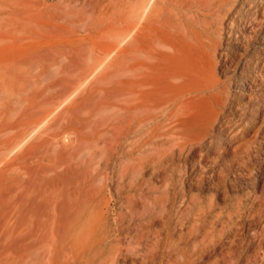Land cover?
Here are the masks:
<instances>
[{
  "label": "rangeland",
  "instance_id": "rangeland-1",
  "mask_svg": "<svg viewBox=\"0 0 264 264\" xmlns=\"http://www.w3.org/2000/svg\"><path fill=\"white\" fill-rule=\"evenodd\" d=\"M43 4H49L50 10L41 14ZM139 11L145 17L144 31L159 44L153 63L145 67L141 63L147 57L138 42ZM212 12L199 0H0V264H48L58 255L61 259L69 247L62 239L65 234L85 236L103 228L124 229L125 243L136 250L121 264H264V235L259 234L264 218L259 221L258 213L249 231L246 226L237 227L239 234L233 242L231 236L223 237L222 252L227 260L218 256L208 262L204 256L195 261L193 238H200V232L188 230L195 214H187L196 191L193 178L205 182L209 174L205 172L216 176L222 168L231 195H242L251 202L260 194L259 188L237 186L233 192L228 186L232 175L239 171L248 175L251 164L264 157L261 132L238 171L236 164L221 165L230 158L229 131L235 126L234 111L228 106L223 109L227 119L211 137L178 152L173 163L176 169L170 172L164 162L160 171L151 174L149 192L169 195L158 204L149 199L150 209L142 217L137 214L142 199L127 198L130 192L147 189L117 187L115 154L107 162L97 155L107 139L115 145L116 120L121 113L118 105L131 97L118 95L114 107L109 99L113 90L135 88L149 76L178 73L177 82L194 77L195 72L184 69L177 58L178 44L211 45L218 53L226 48L224 36L220 38L215 31ZM162 14L170 15L171 26L162 25ZM46 15L60 22L59 35L49 42H33L36 31H51V25L44 23ZM67 23L70 28L64 26ZM219 68L217 78L233 90L232 67L226 73ZM74 123L84 129L100 124L101 132H85L84 142L77 144L78 134L71 128ZM140 131H131L128 138L137 137ZM42 134L44 140L39 139ZM53 145L58 148L55 157L51 155ZM52 162L57 163L56 169L44 172L43 192L60 199H44V204L22 199L27 176L30 180L40 176L37 164ZM105 166V180H101L99 170ZM168 174L172 176L169 187L164 182ZM216 205H223L219 197ZM36 212H43L44 218L36 219ZM119 213L124 216L120 220L116 218ZM225 220L224 215L217 218L215 228ZM171 239L177 244L171 245ZM256 244L261 248L254 253L251 246ZM219 250L210 247L209 255H219Z\"/></svg>",
  "mask_w": 264,
  "mask_h": 264
},
{
  "label": "bare ground",
  "instance_id": "bare-ground-1",
  "mask_svg": "<svg viewBox=\"0 0 264 264\" xmlns=\"http://www.w3.org/2000/svg\"><path fill=\"white\" fill-rule=\"evenodd\" d=\"M199 2L207 5L213 11L211 15L216 21L215 31L220 38L224 36L226 48L221 49L218 53L217 49L211 45L199 48L190 44H178L176 45L178 57H176L182 61L184 69L190 68L195 72L194 77L177 82L176 75L178 73L165 74L162 75V78L149 76L142 78L135 88L113 90L109 99L111 104L116 107L118 95L130 94L129 99L118 105L121 111L120 118L135 119L140 126L150 127L149 125L153 124L155 138L161 137V134L162 136L186 137L192 141L190 144L192 146L203 143L211 137L216 127H221L224 119H227L226 116H223V109L228 106L230 111H234L233 122L235 126L233 130L229 131L232 141L229 143L230 153H227L230 158L221 165L229 167L236 164V171H238L240 166L245 165L243 157L249 155L250 145L257 142V137L261 132H263L262 138L264 139V0H216L214 2L199 0ZM167 14H162L159 19L163 26L172 25V19ZM139 16L141 20L139 22L138 42L140 50L147 57L141 63V67H145L148 63H153L154 56L158 53L157 45L159 44H155L157 41L150 40V36L144 31L141 25L145 19L142 11H139ZM219 65V69L225 73L229 72L232 67L233 90H231L229 83L225 84L217 78ZM184 95L187 96L181 98ZM173 104L176 106H172ZM245 109L250 111L249 117L246 115ZM166 120L171 121V123L168 125L169 128L162 130L163 122ZM71 128L78 134L75 140L77 144L84 142L83 133L89 132L97 135L101 132L100 124L84 129L82 124L74 123ZM219 135H223L222 132ZM90 141L92 148L94 138H91ZM155 144L156 148L161 145ZM190 145L171 142L170 147L172 149L175 147L186 149ZM103 146L107 148L106 150L110 154H113L115 145L110 140L104 141ZM74 157L76 156L74 155ZM175 157V153L172 151L171 155L164 159L171 169L173 167L176 169V166H173ZM163 163L161 158L158 159L153 167V173L150 174L154 175V172L160 171L159 168ZM251 165L248 175L239 171L232 175L228 182V186L233 192H236L237 186L259 188L260 194L255 196L251 202L242 199V195L229 193L226 179L221 176L222 168L216 176L212 175L211 172H205L210 174V176L208 174L207 180L204 179L205 182L200 181L199 178H193L196 191L192 196L194 202L187 210V214H191L193 211L195 214L190 219L188 230L194 229L200 232V238L197 236L193 238V244L197 247L195 251L196 263H198V258L204 256L207 257L208 262L218 259V256L227 260L226 255L222 252L223 246H225L222 242L223 237L229 238L231 236V242H233L239 234L237 227L246 226L249 231L256 213L259 214L258 220L263 221L264 157L256 159L255 163ZM164 171L165 174L168 172L167 170ZM171 177L169 174L165 175L164 182L169 183V180L172 182ZM201 178L203 179V177ZM153 186L155 187V185ZM243 194L247 196V193ZM164 195H169V193L166 194L165 192ZM163 196L155 195V198L151 199V203L158 204L157 202L160 201L159 199H163ZM217 197L222 200V206L216 205L215 207ZM148 202L149 199L148 201L147 199L141 200V206L137 213L141 217L150 209ZM129 209L130 213L132 209L131 207ZM222 215L225 216L226 220L219 229H216L214 226L216 220ZM123 217V214L120 213L116 216L119 220ZM235 228L236 231H233ZM172 234L176 235V233L170 235ZM259 234L264 235V225ZM243 237L247 242L251 241L248 236L243 235ZM62 239L73 248V258H79L81 253L79 247L85 244L83 233L65 234ZM170 244L176 245L177 241L171 239ZM259 245L251 246V250L256 253L261 248ZM217 246L220 249L219 255L210 256L208 249L210 247L215 249ZM252 256L254 254L249 255L248 258ZM124 258L123 263L127 257Z\"/></svg>",
  "mask_w": 264,
  "mask_h": 264
},
{
  "label": "crops",
  "instance_id": "crops-1",
  "mask_svg": "<svg viewBox=\"0 0 264 264\" xmlns=\"http://www.w3.org/2000/svg\"><path fill=\"white\" fill-rule=\"evenodd\" d=\"M45 1V0H44ZM49 4H43L40 7L41 14L44 11H48ZM44 18V17H43ZM45 21V22H44ZM43 22L51 25V31L41 30L36 31L33 35V42H49L58 36V30L60 27V22L54 19L53 16L46 15V18ZM66 28H70V25H64ZM72 27V26H71ZM48 28V27H47ZM49 30V28L47 29ZM168 122V123H166ZM171 121H164L162 130H166ZM150 127L140 126L139 122L135 119H125L117 117L116 126H115V154L116 164L115 172L117 179V187L121 188H134L139 187L142 190L139 193L130 192L132 195L127 199H154L155 194L149 192V188L152 186L153 176L150 174L154 170L155 162L158 159H162L164 162L167 156L171 155V152L174 151L175 156L179 155L181 150L180 147L171 148V142H178L183 145H190L191 140L186 137H175L173 135H163L156 139L155 132L153 129V124L149 125ZM140 129L141 131L136 134L137 137L129 139L131 131ZM44 140V134L39 138ZM107 139V137H106ZM111 140V138H110ZM170 142V143H169ZM195 142V141H193ZM155 143L161 144L158 148L155 147ZM104 144V143H103ZM107 148H104L103 145L98 149V156H100L101 162H107L108 157L113 155L110 154ZM52 157L58 156V148L54 145L51 149ZM45 154H43V157ZM44 159V158H43ZM58 161V160H56ZM57 163L52 162L49 164H37V168L42 172L40 176H36L34 179L27 176L25 185L22 187L21 192L23 193L22 199H37L36 203L44 204V199H60L59 196H45L43 192V175L45 171L53 172L56 169ZM50 167V168H49ZM107 166L99 170L101 173V180H105L104 173L107 171ZM170 172L172 171L171 167L167 168ZM169 172V173H170ZM103 173V174H102ZM170 175V174H169ZM40 178V180L38 179ZM168 183V182H167ZM169 183L166 185L169 187ZM54 187V184H52ZM66 199H72L67 197ZM131 216L133 217V212L131 211ZM36 219H43V212H36ZM54 236V233H51ZM38 235V234H37ZM85 244L79 247L81 253L79 258H73L72 251L73 248L71 245L63 253L61 259L59 257L55 260H51L48 264H121L123 263L124 257H128L129 252H135L133 248L131 249L124 240V229L121 230L116 228V230H111L107 228L96 229L93 232L85 234ZM114 236V238L112 237Z\"/></svg>",
  "mask_w": 264,
  "mask_h": 264
}]
</instances>
